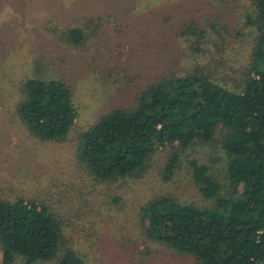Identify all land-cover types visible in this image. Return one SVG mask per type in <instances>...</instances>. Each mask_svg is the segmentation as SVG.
Returning <instances> with one entry per match:
<instances>
[{
  "label": "rangeland",
  "instance_id": "374dc122",
  "mask_svg": "<svg viewBox=\"0 0 264 264\" xmlns=\"http://www.w3.org/2000/svg\"><path fill=\"white\" fill-rule=\"evenodd\" d=\"M253 10L251 0H0V198L48 206L62 223L65 247L87 264H194L192 255L145 234L142 208L164 196L211 206L190 161L223 182L220 145H163L143 172L102 182L79 164L78 136L106 112L133 107L146 86L167 75L200 72L238 88L256 36ZM190 22L206 33L200 51L197 38L182 34ZM73 26L84 33L80 46L59 35ZM29 77L69 87L77 118L64 140H40L19 119L20 84ZM175 153L178 167L164 180Z\"/></svg>",
  "mask_w": 264,
  "mask_h": 264
},
{
  "label": "trees",
  "instance_id": "16d2710c",
  "mask_svg": "<svg viewBox=\"0 0 264 264\" xmlns=\"http://www.w3.org/2000/svg\"><path fill=\"white\" fill-rule=\"evenodd\" d=\"M251 3L256 36L238 88L200 72L167 75L146 86L133 107L106 112L78 136L79 164L102 182L143 172L163 145H220L223 182L207 165L190 161L191 176L211 206L164 196L142 208L145 234L192 255L194 264H264V0ZM182 34L197 38L195 49L201 50L206 33L194 22ZM59 35L76 46L85 39L78 26ZM19 93L16 112L31 135L43 141L67 137L77 110L63 80L29 77ZM178 158L175 153L166 163L164 180L173 176ZM0 249L3 264L17 258L26 264H87L65 247L58 216L23 198H0Z\"/></svg>",
  "mask_w": 264,
  "mask_h": 264
}]
</instances>
